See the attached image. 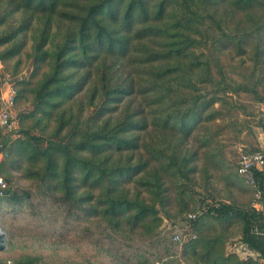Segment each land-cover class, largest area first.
<instances>
[{"label":"trees","instance_id":"1","mask_svg":"<svg viewBox=\"0 0 264 264\" xmlns=\"http://www.w3.org/2000/svg\"><path fill=\"white\" fill-rule=\"evenodd\" d=\"M1 8L2 62L26 50L29 31L35 41L34 71L18 93V100L32 95L35 108L7 148L9 170L76 218L118 231L154 232L161 209L189 211L183 183L215 163L212 125L225 117L226 94L233 86L250 91L232 86L218 54L250 47L259 63L264 0H0ZM229 20L237 21L235 34L223 28ZM254 173L264 180V168ZM21 197L11 190L0 201ZM237 223L243 242L259 251L248 214L221 204L190 221L184 258L248 264L226 256Z\"/></svg>","mask_w":264,"mask_h":264},{"label":"rangeland","instance_id":"2","mask_svg":"<svg viewBox=\"0 0 264 264\" xmlns=\"http://www.w3.org/2000/svg\"><path fill=\"white\" fill-rule=\"evenodd\" d=\"M255 16V19L262 17L260 12ZM236 23L229 20L223 23V28L235 34ZM253 25L245 23L242 27L251 29ZM29 32L26 50L20 56L7 62L0 60V93L12 89L16 97L12 112L17 127L8 146L22 135L21 116L35 108L32 95L18 100L20 82L30 80L34 71L35 41L33 31ZM218 56L232 86L245 83L250 91L237 94L233 90L237 87L233 86L226 94L222 107L225 117L212 125L217 131L215 163L206 171L196 173L190 182L183 183L189 211L181 213L177 205L161 209L163 222L154 232L118 231L101 220L70 214L55 198L47 197L37 182L9 170L11 159L7 155L4 173L12 190L22 196V202L0 201V260L14 264H192L182 254L183 244L192 234L190 215H206L212 207L221 204L252 213L253 190L237 169L242 154L264 151V57L258 63L250 47L244 55L229 49ZM35 134L39 135V131ZM200 165L203 166L202 158ZM132 191L135 193L136 187ZM230 232L233 235L228 244H240L242 240L237 239L240 224L233 225ZM175 236H180L181 242Z\"/></svg>","mask_w":264,"mask_h":264},{"label":"built area","instance_id":"3","mask_svg":"<svg viewBox=\"0 0 264 264\" xmlns=\"http://www.w3.org/2000/svg\"><path fill=\"white\" fill-rule=\"evenodd\" d=\"M15 92L10 89L6 93H0V199L5 198L9 192L13 189L10 181L3 172L2 166L7 158V148L9 145V139L14 135L17 127V122L13 115L12 109L15 105ZM264 168V151L246 152L241 155L238 162V174L246 181V183L253 190L254 205L261 206V213L264 217V180L257 179L255 177V169ZM197 214L189 216L194 220L197 218ZM253 232L257 235L262 233V225L255 224ZM175 240L181 242L180 236H175ZM0 264H14L10 260L2 261ZM264 264V262H263Z\"/></svg>","mask_w":264,"mask_h":264},{"label":"crops","instance_id":"4","mask_svg":"<svg viewBox=\"0 0 264 264\" xmlns=\"http://www.w3.org/2000/svg\"><path fill=\"white\" fill-rule=\"evenodd\" d=\"M252 213H249L248 209H242L245 213L248 214L249 221L253 222L252 225L261 224L262 233L257 234L250 232L249 238L252 240L253 244L258 247V250L250 248L248 244L243 242V235L240 232L237 239L242 240L240 244H228L226 245V256L236 255L240 261L248 264H263L264 262V217L262 216L261 206L254 205V200L251 205Z\"/></svg>","mask_w":264,"mask_h":264}]
</instances>
